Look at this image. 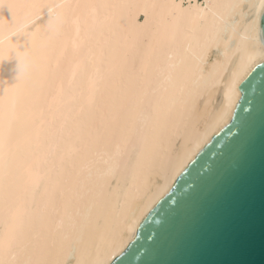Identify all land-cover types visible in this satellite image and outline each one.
<instances>
[{"label": "bare ground", "instance_id": "obj_1", "mask_svg": "<svg viewBox=\"0 0 264 264\" xmlns=\"http://www.w3.org/2000/svg\"><path fill=\"white\" fill-rule=\"evenodd\" d=\"M264 0H0V264H112L230 121Z\"/></svg>", "mask_w": 264, "mask_h": 264}, {"label": "water", "instance_id": "obj_2", "mask_svg": "<svg viewBox=\"0 0 264 264\" xmlns=\"http://www.w3.org/2000/svg\"><path fill=\"white\" fill-rule=\"evenodd\" d=\"M112 264H264V56L230 121Z\"/></svg>", "mask_w": 264, "mask_h": 264}]
</instances>
